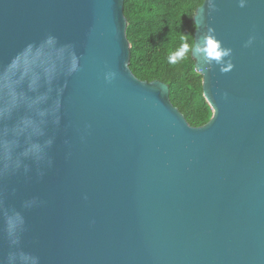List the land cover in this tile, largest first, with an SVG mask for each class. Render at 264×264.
<instances>
[{
	"label": "water",
	"instance_id": "water-1",
	"mask_svg": "<svg viewBox=\"0 0 264 264\" xmlns=\"http://www.w3.org/2000/svg\"><path fill=\"white\" fill-rule=\"evenodd\" d=\"M213 3L195 10L194 44L211 27L234 67L191 52L212 109L194 127L166 83L129 68L124 0H0V64L48 32L82 63L60 81L51 165L0 178V264L12 210L41 264H264V0Z\"/></svg>",
	"mask_w": 264,
	"mask_h": 264
},
{
	"label": "clouds",
	"instance_id": "clouds-1",
	"mask_svg": "<svg viewBox=\"0 0 264 264\" xmlns=\"http://www.w3.org/2000/svg\"><path fill=\"white\" fill-rule=\"evenodd\" d=\"M247 0H238L244 7ZM209 6L214 7L213 0ZM179 47L168 55L170 65L186 60L193 52L202 56L204 62H215L223 73L234 65L226 57H231L232 49L223 46L211 27L196 44L189 43V35L179 37ZM254 37L250 36L245 47L250 46ZM82 70L81 55L73 42H61L52 32L41 40L26 43L7 63L0 64V178L23 169L29 170L32 162L37 166L51 165L49 149L54 137L47 135L49 125H59L63 106L64 85L62 79ZM117 73L108 68L103 79L111 84ZM90 125H85L81 140ZM34 201L26 202L31 206ZM24 217L19 211H9L4 216L3 235L8 243V251L3 264H41L40 257L26 251L22 246Z\"/></svg>",
	"mask_w": 264,
	"mask_h": 264
},
{
	"label": "trees",
	"instance_id": "trees-1",
	"mask_svg": "<svg viewBox=\"0 0 264 264\" xmlns=\"http://www.w3.org/2000/svg\"><path fill=\"white\" fill-rule=\"evenodd\" d=\"M203 0H124L126 37L130 45L129 68L140 80H159L169 87L174 107L194 127L206 124L212 109L202 91V76L188 54L176 65L168 55L180 45L179 37L189 35L194 44L193 16Z\"/></svg>",
	"mask_w": 264,
	"mask_h": 264
}]
</instances>
